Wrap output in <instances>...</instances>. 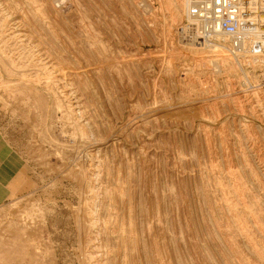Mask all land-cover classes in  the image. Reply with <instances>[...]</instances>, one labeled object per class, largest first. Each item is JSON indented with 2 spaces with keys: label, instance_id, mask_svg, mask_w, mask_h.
<instances>
[{
  "label": "rangeland",
  "instance_id": "1",
  "mask_svg": "<svg viewBox=\"0 0 264 264\" xmlns=\"http://www.w3.org/2000/svg\"><path fill=\"white\" fill-rule=\"evenodd\" d=\"M186 7L0 0V132L35 186L5 184L0 264L19 226L44 264H264V83Z\"/></svg>",
  "mask_w": 264,
  "mask_h": 264
},
{
  "label": "built area",
  "instance_id": "2",
  "mask_svg": "<svg viewBox=\"0 0 264 264\" xmlns=\"http://www.w3.org/2000/svg\"><path fill=\"white\" fill-rule=\"evenodd\" d=\"M186 27L204 39L227 37L235 54L248 51L257 58L264 83V0H186Z\"/></svg>",
  "mask_w": 264,
  "mask_h": 264
},
{
  "label": "crops",
  "instance_id": "3",
  "mask_svg": "<svg viewBox=\"0 0 264 264\" xmlns=\"http://www.w3.org/2000/svg\"><path fill=\"white\" fill-rule=\"evenodd\" d=\"M26 164H29L26 158L8 142L6 134L0 132V200L5 194H8L5 184L9 186L11 196L15 197L22 187H35L30 181L32 177L29 175L30 172L27 170ZM18 199L15 198L14 201ZM19 227L25 235V244L21 250L15 248L14 253L21 251V264H44V261L41 260L42 257H39V253L43 249L44 230ZM37 258L38 261H36Z\"/></svg>",
  "mask_w": 264,
  "mask_h": 264
},
{
  "label": "bare ground",
  "instance_id": "4",
  "mask_svg": "<svg viewBox=\"0 0 264 264\" xmlns=\"http://www.w3.org/2000/svg\"><path fill=\"white\" fill-rule=\"evenodd\" d=\"M263 15V17H264V14H262ZM264 19V18H263ZM191 37V36H190ZM197 37L198 36H193L192 38H193V40H189L188 42H190V44H194V45H198V44H204V46H207V47H213V46H215V45H217V44H213V43H210V42H208V41H200V42H198V40H197ZM214 38H216V39H218V40H223V38L225 39V41L227 40V37L225 36V35H223V34H215L214 36H213ZM206 40V39H205ZM220 46H221V44H220ZM45 51V50H44ZM236 54V56L237 55H241V54H247L248 56L250 55V53L248 52V51H242V52H238V53H235ZM244 57V56H243ZM55 58V57H54ZM251 59H253L254 60V62H256L257 63V65H258V67L260 66L259 65V63H258V61H257V58L256 57H254L253 55H252V58ZM252 60V61H253ZM68 146V145H67Z\"/></svg>",
  "mask_w": 264,
  "mask_h": 264
}]
</instances>
